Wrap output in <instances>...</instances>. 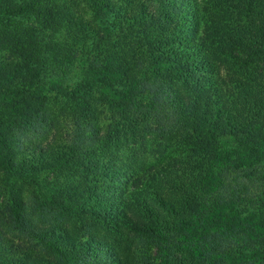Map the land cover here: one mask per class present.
<instances>
[{"label": "trees", "instance_id": "trees-1", "mask_svg": "<svg viewBox=\"0 0 264 264\" xmlns=\"http://www.w3.org/2000/svg\"><path fill=\"white\" fill-rule=\"evenodd\" d=\"M0 199V264H264V0H0Z\"/></svg>", "mask_w": 264, "mask_h": 264}, {"label": "rangeland", "instance_id": "rangeland-1", "mask_svg": "<svg viewBox=\"0 0 264 264\" xmlns=\"http://www.w3.org/2000/svg\"><path fill=\"white\" fill-rule=\"evenodd\" d=\"M106 122H102L100 126H103ZM108 123V122H107ZM65 130H67L68 132L74 130V124L72 122L68 123L67 125H64ZM136 146L139 145H134L133 143L130 144V148H136ZM168 155L171 156H178L179 155V151H174L172 150ZM158 156V155H157ZM160 161H163V159L161 158ZM2 199H0V205L1 204ZM96 233L93 234H88V235H84L83 233H81V235L79 234L78 236L72 237V236H58L56 240H54V242L49 243V246L53 249V247H55L58 250H60V252H63L66 258L71 259L72 255L70 254L71 249L73 248V245L75 244V242H72V240H70V238H80L81 240H83V242L88 241V238H93L92 236H96ZM62 238V239H61ZM83 238V239H82ZM56 251V252H57ZM152 253H155V250L152 249Z\"/></svg>", "mask_w": 264, "mask_h": 264}]
</instances>
